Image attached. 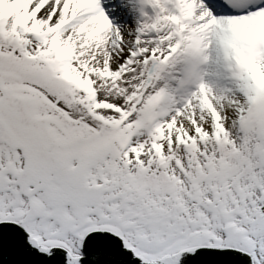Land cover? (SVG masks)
Listing matches in <instances>:
<instances>
[{"label": "snow or ice", "instance_id": "1", "mask_svg": "<svg viewBox=\"0 0 264 264\" xmlns=\"http://www.w3.org/2000/svg\"><path fill=\"white\" fill-rule=\"evenodd\" d=\"M0 264H264V0H0Z\"/></svg>", "mask_w": 264, "mask_h": 264}]
</instances>
